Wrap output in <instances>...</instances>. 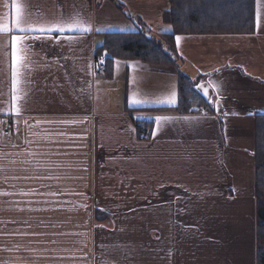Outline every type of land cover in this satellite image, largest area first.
<instances>
[{
    "label": "crops",
    "instance_id": "0c3cea01",
    "mask_svg": "<svg viewBox=\"0 0 264 264\" xmlns=\"http://www.w3.org/2000/svg\"><path fill=\"white\" fill-rule=\"evenodd\" d=\"M117 1L151 32L173 31L162 21L169 0ZM10 2L0 0V20ZM26 2L39 22L78 13L93 30L29 41L31 90L19 116L3 114L9 75L0 54V191L14 193L0 195V261L256 264L254 131L255 114L264 113V0H255L252 34L175 36L196 81L212 82L209 107H200L206 114L151 111L179 102L181 73L173 65L115 60L112 77L97 73L102 35L138 31L115 2ZM170 90L176 103L169 105ZM137 118L154 120L150 140L137 137ZM71 120L86 122L28 127ZM8 124L11 135L4 136ZM48 175L62 179H13ZM33 189L40 194L19 195ZM59 189L79 195L47 194Z\"/></svg>",
    "mask_w": 264,
    "mask_h": 264
},
{
    "label": "trees",
    "instance_id": "16d2710c",
    "mask_svg": "<svg viewBox=\"0 0 264 264\" xmlns=\"http://www.w3.org/2000/svg\"><path fill=\"white\" fill-rule=\"evenodd\" d=\"M127 13L125 6L111 0ZM170 9L163 14L162 21L172 26L171 33H159L158 39H148L141 31L145 23L131 17L139 26L137 32H109L102 35L101 44L96 45L95 55L102 56L106 77H112L115 60H136L151 65L177 66L179 57L175 36L178 34H252L255 31V0H169ZM179 102L172 108H151V111L195 113L205 99L194 89L193 81L180 74ZM148 109V108H147ZM137 137L150 140L154 120L135 119ZM254 190H255V263L264 264V113L255 114ZM100 215V213H97Z\"/></svg>",
    "mask_w": 264,
    "mask_h": 264
},
{
    "label": "snow or ice",
    "instance_id": "6c2138e0",
    "mask_svg": "<svg viewBox=\"0 0 264 264\" xmlns=\"http://www.w3.org/2000/svg\"><path fill=\"white\" fill-rule=\"evenodd\" d=\"M4 7L8 9V12L3 20H0V54L3 55L7 61L8 75H9V96L10 104L9 110L4 115L19 116L22 112V108L28 103V97L30 92V76L31 72L27 71L29 66L34 62L31 59L33 55L32 45L30 40L36 41L44 37H50L53 32L58 34H64L66 32H80L90 33L93 29L90 24L86 25L85 21L80 18L77 13L75 16L70 17L67 20H59L55 23L39 22L34 18V15L29 11V6L26 0H11L10 3H5ZM98 30V29H97ZM179 37H177V43H179ZM69 43L72 40L69 39ZM209 85L198 84L196 87L205 95H209ZM23 101V103H21ZM133 103H142V101L134 100ZM167 103L175 104V93L168 99ZM161 118H156V122L159 123ZM187 119V118H185ZM86 121L71 120V121H36L34 125H28L29 129L36 127L42 123H59V124H78L85 123ZM24 123L27 125L28 121ZM38 135L37 133H32ZM60 136H66L67 133L60 132ZM47 137V133H46ZM31 143V141H26ZM15 147V146H14ZM5 156L7 153L4 154ZM26 162V161H25ZM15 163V161H13ZM9 177L6 175L3 177L5 183H7ZM13 179H54L60 180L62 177L48 175L45 177H13ZM14 193L7 191H0L2 196H11ZM40 193L33 189L28 192H21L22 196H34ZM53 197H60L64 195H79L76 192H66L64 189L57 191H49L47 193ZM59 206L60 202L57 201ZM27 235V234H25ZM31 235H39V233H31ZM55 243V241H52ZM0 264H7L6 261H0Z\"/></svg>",
    "mask_w": 264,
    "mask_h": 264
},
{
    "label": "water",
    "instance_id": "95a60500",
    "mask_svg": "<svg viewBox=\"0 0 264 264\" xmlns=\"http://www.w3.org/2000/svg\"><path fill=\"white\" fill-rule=\"evenodd\" d=\"M142 33L148 38H158L157 35L150 33L149 30L147 28L142 29ZM177 65L180 68V71L185 74L186 76L190 77L191 79H195L196 78V70L193 68V66L188 63V62H182V61H178ZM198 84H204V85H208L206 82H199ZM197 84V85H198ZM195 89L205 98L206 101L211 102V98L213 96V91L209 86V95L205 96L195 85Z\"/></svg>",
    "mask_w": 264,
    "mask_h": 264
},
{
    "label": "rangeland",
    "instance_id": "374dc122",
    "mask_svg": "<svg viewBox=\"0 0 264 264\" xmlns=\"http://www.w3.org/2000/svg\"><path fill=\"white\" fill-rule=\"evenodd\" d=\"M144 63V62H143ZM147 64H149V63H147ZM123 68H121L120 67V70H118V71H121ZM120 75L122 76V77H124V74H123V70L120 72ZM111 85H113V84H111ZM116 84H114V87L116 88V86H115ZM113 89L112 88V90L113 91H116V89ZM125 91H122V93H124ZM150 92V91H149ZM152 92V91H151ZM151 92L149 93V94H151ZM146 93H148L147 91H146ZM166 94V96H167V98L169 99V98H171L172 97V95H173V92H172V90H170V91H168L167 93H165ZM170 105V104H169ZM251 243V242H250Z\"/></svg>",
    "mask_w": 264,
    "mask_h": 264
},
{
    "label": "built area",
    "instance_id": "2783aa9c",
    "mask_svg": "<svg viewBox=\"0 0 264 264\" xmlns=\"http://www.w3.org/2000/svg\"><path fill=\"white\" fill-rule=\"evenodd\" d=\"M201 112H203V110H201ZM4 134L8 135L9 134V130L4 131Z\"/></svg>",
    "mask_w": 264,
    "mask_h": 264
}]
</instances>
